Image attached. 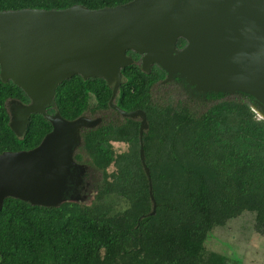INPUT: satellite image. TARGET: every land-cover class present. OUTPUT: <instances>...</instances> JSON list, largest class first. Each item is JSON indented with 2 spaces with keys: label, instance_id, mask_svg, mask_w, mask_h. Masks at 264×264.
Masks as SVG:
<instances>
[{
  "label": "trees",
  "instance_id": "1",
  "mask_svg": "<svg viewBox=\"0 0 264 264\" xmlns=\"http://www.w3.org/2000/svg\"><path fill=\"white\" fill-rule=\"evenodd\" d=\"M133 0H0V12L22 9L100 10ZM185 46L179 40L177 49ZM121 71L123 82L114 104L125 112L145 113V163L150 170L156 212L139 159V122L110 113L106 123L82 133L76 162L97 173V187L85 203L59 208L33 207L7 199L0 211V264H226L205 251L211 231L244 213L264 235V119L251 98L213 95L203 112L176 106L171 95L156 99L152 88L165 73L140 69V56ZM112 89L100 79L73 77L56 90L54 105L74 121L110 112ZM29 104L25 94L0 79V155L36 148L51 131L40 115H31L22 139L9 127L7 103ZM48 114L53 115L50 109ZM113 143L128 149L120 154ZM114 170L109 173V168ZM125 207L118 211L119 204Z\"/></svg>",
  "mask_w": 264,
  "mask_h": 264
},
{
  "label": "water",
  "instance_id": "2",
  "mask_svg": "<svg viewBox=\"0 0 264 264\" xmlns=\"http://www.w3.org/2000/svg\"><path fill=\"white\" fill-rule=\"evenodd\" d=\"M179 40L185 41L182 49H177ZM129 51L140 56L142 73L148 75L153 66L162 70V84L179 77L198 94L226 99L245 95L264 119V0H133L100 10L73 6L0 12V79L29 100L28 105L7 103L15 104L22 118L15 122L10 115L9 127L22 139L31 115L51 125L36 148L0 155V211L7 199L48 209L85 203L65 199L67 181L78 166L74 156L83 146L82 133L101 126L102 119L84 115L67 121L54 105L57 88L81 77L105 81L112 89L108 107L122 118L139 121V159L152 204L149 215H155L143 150L146 115L141 110L127 113L114 104L121 71L134 64ZM48 108L54 109L53 115Z\"/></svg>",
  "mask_w": 264,
  "mask_h": 264
},
{
  "label": "rangeland",
  "instance_id": "3",
  "mask_svg": "<svg viewBox=\"0 0 264 264\" xmlns=\"http://www.w3.org/2000/svg\"><path fill=\"white\" fill-rule=\"evenodd\" d=\"M164 94L171 95L174 105L197 112H203L212 104H192L184 97L179 96L172 86H157L153 89L156 99L163 97ZM234 98L240 97L236 95ZM253 111L259 119H262L256 110L253 109ZM106 116L109 118L110 113H107ZM112 146L116 154L127 150L126 146L121 144L113 143ZM113 170L114 168L111 167L108 172L111 173ZM123 207L125 205L121 203L116 209L120 211ZM253 218V214L247 212L241 217L229 221L225 227L213 229L205 242V251L225 257L226 264H264V235H259L254 231Z\"/></svg>",
  "mask_w": 264,
  "mask_h": 264
},
{
  "label": "flooded vegetation",
  "instance_id": "4",
  "mask_svg": "<svg viewBox=\"0 0 264 264\" xmlns=\"http://www.w3.org/2000/svg\"><path fill=\"white\" fill-rule=\"evenodd\" d=\"M161 82L156 84L152 88V91L157 86L158 87L172 86L178 92L179 96L184 97L192 104L207 105V104L213 103L214 101L212 97L215 94H198L191 87L185 84L179 77H174L172 81L167 84H162ZM25 105H28V104H25ZM50 109H53V108H48L47 113ZM8 110H9L10 115L14 117L15 122H21L22 120V118L20 117L21 110L15 104H10L8 107ZM112 112L114 111L110 109V112L102 113L100 114L101 116L97 115L95 117H90V118L100 117L102 119V125H103L108 120V118H106L107 117L106 114L112 113ZM116 144L124 145L128 149L127 144H124V143H116ZM80 149L76 152V154L80 151ZM74 159H75V156H74ZM75 163L78 166L75 168H72V173L70 177L68 178V181H67L68 188L65 194V199L67 200L75 199L79 201L85 200V202H87L90 200V198L92 197L97 187L98 176H97L96 171L90 165L86 163L76 162V160H75Z\"/></svg>",
  "mask_w": 264,
  "mask_h": 264
}]
</instances>
